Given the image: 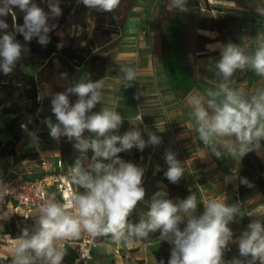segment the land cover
I'll use <instances>...</instances> for the list:
<instances>
[{"label":"clouds","instance_id":"1","mask_svg":"<svg viewBox=\"0 0 264 264\" xmlns=\"http://www.w3.org/2000/svg\"><path fill=\"white\" fill-rule=\"evenodd\" d=\"M47 11L34 0H0V73L10 75L17 64L30 52L27 46L34 39L41 46L50 43V33L57 28L54 22L62 15L61 0H45ZM89 9L113 12L121 0H76ZM188 0H168V11L187 12ZM14 9L23 13V23H17ZM264 17V7L256 9ZM11 16L12 31H7L6 18ZM23 37V43L17 39ZM63 44H57L62 48ZM219 49L215 61L217 75L222 82L214 91L204 97H190V115L196 123L197 139L217 158L226 151L232 157L242 158L252 151L255 144L264 140V89H258L250 99L242 90L231 87V77L237 70H252L264 77V36L257 38V45L251 54L236 44L208 46ZM125 88L136 81L133 67H121ZM66 79L67 73H61ZM70 95L77 97L70 102ZM142 95L137 93L136 98ZM44 94L37 96L42 102ZM104 98L102 80L80 79L65 91L51 95V117L43 121L52 139L59 141L66 137L74 141V148L80 152L70 169V180L83 189L71 197L64 193L63 202L53 194L39 206L38 217L31 230L24 228L14 248L13 264H62L65 256V240L77 239L82 232L90 237L110 236L116 243L131 246L134 240H146L150 234L159 232L161 240L170 245L167 264H264V213L257 214L247 229L234 239L231 223H238L243 217L235 204H228L223 198L209 199L203 204V212L195 215L198 202L195 194L173 202L164 198L166 192L157 191L151 198L146 219L130 223L129 217L146 195L143 187L145 169L120 158L119 153L133 147L141 152L149 145L158 146L161 138L148 131L147 141L139 128H132L123 135L114 134L123 124V117L112 107L93 109ZM141 120L142 117H137ZM31 122V120H29ZM88 131L94 138H85ZM39 138L34 133L33 145L38 147ZM119 145V146H117ZM91 151L89 159L87 153ZM168 169L164 173L171 183H178L184 175V166L170 150L165 151ZM87 161V163H85ZM104 161H108L105 163ZM233 177H225L232 182ZM240 184L249 188L253 185L247 178H240ZM7 194L6 186L0 184V200ZM183 225V228H181ZM238 245L239 256L225 260L229 245ZM159 264H164L160 260Z\"/></svg>","mask_w":264,"mask_h":264},{"label":"crops","instance_id":"2","mask_svg":"<svg viewBox=\"0 0 264 264\" xmlns=\"http://www.w3.org/2000/svg\"><path fill=\"white\" fill-rule=\"evenodd\" d=\"M163 1L145 0V3L138 5L130 0V5L122 9L125 16L120 24L118 42L101 46L80 66L72 68L71 65V73L80 77L88 69V80L103 81L104 98L93 111L98 112L103 106H107L115 108L121 114L123 124L114 134L123 135L135 127L141 130L146 141L148 131L161 138L162 142L158 146L149 145L142 152L133 147L125 152L128 156L138 154V159L131 163L145 169L143 187L146 195L129 217V222L137 223L142 218L146 219L151 198L157 191H165L164 198L169 199V187L160 177L159 171L168 165L165 151L170 150L184 166L181 179L189 193L197 197L198 208L195 215L202 214L203 204L209 199L223 198L226 203L235 204L240 209L243 217L238 218V223L229 225L235 239L256 219L258 212L264 213V193L254 189L245 196L239 195L237 179L242 158L238 155L232 157L226 151L217 158L197 139L189 99L193 96L208 99L207 93L216 90L222 82V77L217 75L215 68L219 49L209 50V45L233 43L242 47L247 54L254 51L257 39L254 40L255 35L252 34L264 36V17L256 12L260 0H208L210 11L216 17L228 12H238L240 17L233 22L232 35L227 41H211L203 49H199L196 42L197 34L204 33L198 25L201 17L199 10H203L199 3L201 1L188 0L187 12L174 10L171 15L161 14ZM163 10L166 12L167 6ZM51 59L38 70L43 72L50 65ZM124 66L133 67L137 72L136 81L128 88H125L124 74L120 72V68ZM36 73L39 76V72ZM231 87L242 90L246 98L250 99L258 89H264V77L256 75L250 69L237 70L231 77ZM139 92L142 95L137 99ZM45 94L50 97L53 95L47 87ZM140 112L142 122L137 119ZM47 117L56 122L54 117L43 110V121ZM43 121L33 130L39 138L38 147L34 145L25 153L29 154V158L50 157L49 160L55 164L61 155V143L50 137V130ZM84 136L94 138V134L87 130ZM46 139H50V142ZM72 142L74 145L75 142ZM19 143L15 155L0 159V165L4 163L5 173L15 165L12 160H20L25 154L19 149ZM255 147L264 158V150L259 142ZM80 155L73 146V159L70 163H74ZM87 156L90 159L92 152L89 151ZM23 166L25 164L22 161L15 165ZM228 176L233 177L232 182H225V177ZM78 188L79 192L83 191L81 187ZM32 227L28 229L31 230ZM162 242L159 235L151 241L134 240L131 246H127L114 242L110 236H101V244L93 251L88 264H159L155 251L161 248ZM17 243L18 238L11 243L0 241V264H4L3 260L9 256H12L13 264ZM229 248L225 252V260L239 256L237 244L232 243ZM64 252L62 264H83L76 258L72 247H67ZM36 264L41 262L37 260Z\"/></svg>","mask_w":264,"mask_h":264},{"label":"trees","instance_id":"3","mask_svg":"<svg viewBox=\"0 0 264 264\" xmlns=\"http://www.w3.org/2000/svg\"><path fill=\"white\" fill-rule=\"evenodd\" d=\"M200 1V0H199ZM35 3L44 7L47 11L45 0H34ZM62 15L54 22L57 28L50 33V43L47 46H41L34 39L27 46L30 49L29 54L37 57L39 67L49 61L54 56H62L67 63L81 65L89 56H91L101 46H107L114 42L115 37L119 36L120 19L118 11L103 12L99 9H89L83 4H77L76 0H61ZM209 12L211 7L206 3ZM17 14V23H23V13L19 9H14ZM238 12H228L224 16H215L213 14L201 15L199 19V28L209 30L215 33L209 36L204 33H198L196 37L197 47L203 49L211 41H227L232 35L231 26L240 16ZM93 22V27L89 28V23ZM9 24L7 31H12L11 16L6 18ZM3 35V30H0ZM117 35V36H115ZM63 37L67 44L63 42ZM17 39L23 43V37L17 35ZM74 40L80 41L79 46L74 45ZM63 44L62 48H57V44ZM46 85L42 82L36 73L23 67L20 62L14 71L4 76L0 73V158L17 153V144L20 142L25 130H36L40 125V116L45 108V103L50 96L45 94ZM42 93L44 99L38 102L37 96ZM31 120V122H29ZM61 156L66 162L73 159V142H69L66 137L60 139ZM264 150V140L259 141ZM119 146V145H117ZM28 153L23 154V156ZM121 159L129 162L136 161L138 154L128 156L125 152L118 154ZM168 165L159 171L160 177L169 187V199L173 202L187 198L190 193L182 179L178 183H171L167 180L164 173ZM240 178H247L253 187L240 184ZM239 195L245 196L254 189L264 193V158L259 154L254 146L253 150L242 157L241 169L238 174ZM0 225L3 232L15 235L16 223L13 218H2ZM183 227V225H181ZM21 235V231L19 236ZM159 236V232L150 234L148 239L151 241ZM171 245L163 241L161 248L155 251L160 262L167 264L170 257ZM244 264H247L249 258H243Z\"/></svg>","mask_w":264,"mask_h":264},{"label":"built area","instance_id":"4","mask_svg":"<svg viewBox=\"0 0 264 264\" xmlns=\"http://www.w3.org/2000/svg\"><path fill=\"white\" fill-rule=\"evenodd\" d=\"M258 7H264V0H260ZM138 117L143 118L141 112ZM41 121H43V113L40 116V123ZM28 155H22L20 160H12L13 165L22 161L25 166L14 165L10 171L0 173V184L7 189V194L0 200V220L5 217L13 218L16 223L15 235L0 232V241L5 243H11L19 238L22 229L34 225L39 206L47 197L55 194L56 198L63 202L64 193L71 197L79 192L78 185L72 183L69 178L74 163L66 162L60 155L56 163L51 166L50 160L45 156L29 158ZM60 243L63 245V251L67 247H72L76 258L83 264H88L93 251L101 244V236L92 238L86 232H82L79 238ZM11 259L12 256L7 257L6 263L11 264Z\"/></svg>","mask_w":264,"mask_h":264},{"label":"rangeland","instance_id":"5","mask_svg":"<svg viewBox=\"0 0 264 264\" xmlns=\"http://www.w3.org/2000/svg\"><path fill=\"white\" fill-rule=\"evenodd\" d=\"M198 1L199 0H197V2ZM200 1L201 2H199V3H201V5L203 7V10H199V12H201V15L209 14V13L213 14L212 12H209L207 10L206 3L210 4L209 1L208 0H200ZM131 2H136V4L140 5L142 3H145V0H131ZM131 2H130V0H121L120 5L117 7L120 23H121V21L123 20V18L125 16L124 15V11L122 9H124V7L126 5L129 6ZM167 4H168V0H164L161 3V8L162 9L160 8V11H161V14H163V15L165 13H168L169 15H171L170 11L167 10L165 12L163 10V7L167 6ZM211 6L214 7L215 5H211ZM251 26H254V25H251ZM92 27H93V22L91 21L89 23V28L91 29ZM120 32H121V28L118 30V33H120ZM203 32H204V34H206V33L210 34L209 36H214L215 35V33L210 32V31L207 32V31L204 30ZM253 35H255V38L253 37L254 40H256L259 36H263V35H259L257 33L252 34V36ZM115 36H117V35H115ZM115 38L116 39L114 40L113 43H117L118 42L119 36H117ZM63 42L67 44V41H66V39L64 37H63ZM80 44H81L80 41L74 40V45L75 46H79ZM20 64L23 67H25L26 69H28V70L39 72L40 80L45 83L46 87L49 90V93H51V94H55V93H58V92H63V91L66 90L67 87H70L71 84L74 83L75 81H78L80 79L87 80V78H88V69H86L84 71V74L81 75L80 77H76L75 75H73L71 73V69H70L71 68V64L67 63L66 60L62 56H54V57H52L50 65L47 68H45V70L43 72L41 70L40 71L38 70V68H39V60L37 59V57H35L33 55H26L20 61ZM75 66H77V65H73L72 64V68L75 67ZM61 73H67V78L66 79L61 78ZM69 99H70V102L74 103L76 101L77 97L74 96V95H70ZM50 101H51V97H50V99L48 101H46L44 110L47 111L48 115H51L52 117L55 118L54 114L51 112V103H50ZM33 133H34L33 130H25L23 132L22 138H21L20 143L18 145L19 149L23 153L29 151L31 149V147L34 146L32 144V142H31V137H32ZM46 141L50 142V139H46ZM48 159H50V157ZM50 162H51V166H52L54 163L51 160H50ZM55 167L57 168V166H55ZM4 168H5L4 163H2V165H0V173L1 174L5 173ZM0 232H2L1 225H0ZM3 261H4V264H5L6 260H3Z\"/></svg>","mask_w":264,"mask_h":264}]
</instances>
